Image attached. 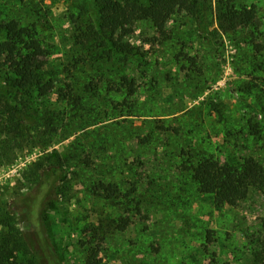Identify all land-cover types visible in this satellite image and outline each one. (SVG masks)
Returning <instances> with one entry per match:
<instances>
[{
    "label": "rangeland",
    "instance_id": "1",
    "mask_svg": "<svg viewBox=\"0 0 264 264\" xmlns=\"http://www.w3.org/2000/svg\"><path fill=\"white\" fill-rule=\"evenodd\" d=\"M95 1L0 0V24L28 28L56 88L81 97L75 109L59 104L65 121L55 137L0 168V199L26 194L25 166L53 149L63 153L86 132L95 166L80 179L79 167L66 166L60 189L69 199L52 200L46 212L60 264H80L89 244L101 264H264V193L216 205L182 169L195 156L253 158L264 168V0H178L162 26L135 22L108 34L137 52L118 64L92 58L79 43L98 19ZM231 6L252 19L225 34L217 15ZM86 176L112 182L119 197H88ZM120 219L129 221L121 232Z\"/></svg>",
    "mask_w": 264,
    "mask_h": 264
},
{
    "label": "trees",
    "instance_id": "2",
    "mask_svg": "<svg viewBox=\"0 0 264 264\" xmlns=\"http://www.w3.org/2000/svg\"><path fill=\"white\" fill-rule=\"evenodd\" d=\"M178 4V0H96L98 19L79 34V43L92 58L106 56L115 64L136 60L137 52L129 43H118L108 34L135 22L149 21L156 27L162 26L175 14ZM251 19V12L244 7H226L217 15L218 27L225 34ZM43 56V48L32 39L28 28L15 22L0 24V168L12 165L17 158L39 147L41 141L59 133L65 121L64 111L58 109L61 102L74 109L81 104V97L75 96L71 88H56V78L45 68ZM126 85L128 94H134L133 84ZM52 95L57 103H50ZM160 129L169 131L165 126ZM86 136V132L75 136L63 153L53 149L27 164L21 171V187L27 193L8 204L0 199V264H60L49 247L46 212L52 200L69 199L60 189L67 182L66 166L79 167L78 179L94 168L95 161L89 157L93 149ZM46 143L51 145L55 140L48 139ZM182 169L196 183L198 191L211 196L216 205L236 206L251 190L264 193V168L253 158L221 161L195 156L186 160ZM82 185L88 197L96 201L113 202L119 197L118 187L108 180L86 176ZM128 225L127 219H120L115 229L121 232ZM98 230L99 227L92 226L90 231L95 234ZM80 264H101L90 244Z\"/></svg>",
    "mask_w": 264,
    "mask_h": 264
}]
</instances>
